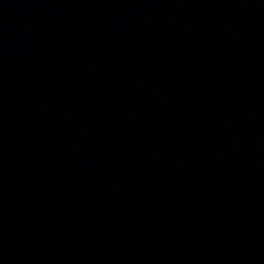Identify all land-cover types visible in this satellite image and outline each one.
Returning <instances> with one entry per match:
<instances>
[{"label": "water", "instance_id": "water-1", "mask_svg": "<svg viewBox=\"0 0 264 264\" xmlns=\"http://www.w3.org/2000/svg\"><path fill=\"white\" fill-rule=\"evenodd\" d=\"M0 264H264V0H0Z\"/></svg>", "mask_w": 264, "mask_h": 264}]
</instances>
